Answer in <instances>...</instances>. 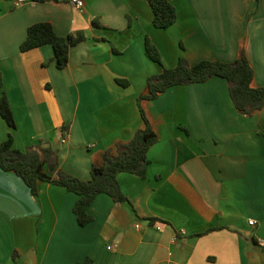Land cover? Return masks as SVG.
<instances>
[{
	"label": "crops",
	"instance_id": "1",
	"mask_svg": "<svg viewBox=\"0 0 264 264\" xmlns=\"http://www.w3.org/2000/svg\"><path fill=\"white\" fill-rule=\"evenodd\" d=\"M177 21L153 24L148 0H0V74L16 128L0 115V143L50 147L47 163L89 180L104 154L145 127L138 98L148 78L181 57L233 62L244 49L264 87V0H170ZM50 22L59 36L83 33L59 69L52 45L22 52L28 28ZM162 65L146 53V39ZM118 79L128 80L124 87ZM141 105L158 135L145 179L118 176L128 203L100 194L81 226L78 195L25 182L0 168V264H264V108L241 114L229 83L213 77L174 86ZM254 220L255 225L249 221Z\"/></svg>",
	"mask_w": 264,
	"mask_h": 264
},
{
	"label": "trees",
	"instance_id": "2",
	"mask_svg": "<svg viewBox=\"0 0 264 264\" xmlns=\"http://www.w3.org/2000/svg\"><path fill=\"white\" fill-rule=\"evenodd\" d=\"M148 1L153 10V24L156 28L167 29L176 23L177 10L170 0ZM84 38L83 33L59 36L50 22H39L28 28L26 39L20 48L22 52H27L43 45H52L57 67L64 69L70 60L71 47ZM146 53L150 59L162 65L160 52L149 38L146 39ZM254 76L255 71L244 49L239 58L233 62L204 60L191 65L185 57H181L175 68L162 67L159 74L148 78V91L138 98L145 127L138 130L130 142L119 145L117 154L107 151L103 163L92 166L89 180H81L62 169H59L55 176L48 174L45 167L51 160L58 161L57 151L50 147L39 146L29 147L26 150L17 149L14 147L12 134L0 143V168L20 177L30 188L33 196H38L40 182L61 186L68 192L78 195L73 210L81 226H86L94 220L89 213V207L100 194L109 195L115 203H128L134 210L122 190L118 176L127 172L145 179L149 164L148 151L158 141V135L149 122L141 101L156 99L174 86L202 83L213 77H221L229 83L230 96L236 109L241 114L252 116L264 108V87L253 86ZM117 81L124 87L130 85L128 80ZM2 86L3 80L0 74V89ZM0 115L12 129L16 128V119L5 93L0 98ZM79 264H92V260L87 259Z\"/></svg>",
	"mask_w": 264,
	"mask_h": 264
},
{
	"label": "built area",
	"instance_id": "3",
	"mask_svg": "<svg viewBox=\"0 0 264 264\" xmlns=\"http://www.w3.org/2000/svg\"><path fill=\"white\" fill-rule=\"evenodd\" d=\"M65 2L70 3L76 9H83L85 7V0H64ZM250 225H255L256 222L254 220L249 221Z\"/></svg>",
	"mask_w": 264,
	"mask_h": 264
},
{
	"label": "rangeland",
	"instance_id": "4",
	"mask_svg": "<svg viewBox=\"0 0 264 264\" xmlns=\"http://www.w3.org/2000/svg\"><path fill=\"white\" fill-rule=\"evenodd\" d=\"M45 171H48V170H47V167H45Z\"/></svg>",
	"mask_w": 264,
	"mask_h": 264
}]
</instances>
